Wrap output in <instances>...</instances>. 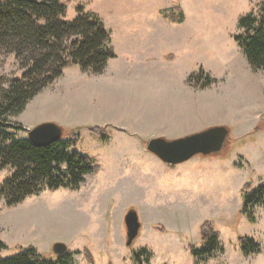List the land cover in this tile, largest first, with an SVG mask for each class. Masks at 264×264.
Returning <instances> with one entry per match:
<instances>
[{
	"label": "crops",
	"instance_id": "obj_1",
	"mask_svg": "<svg viewBox=\"0 0 264 264\" xmlns=\"http://www.w3.org/2000/svg\"><path fill=\"white\" fill-rule=\"evenodd\" d=\"M93 12L100 17V8ZM102 22L115 54L104 69L95 74L76 64L64 67L18 113L19 123L26 128L47 121L65 128L82 126L80 140L86 138L95 145L91 150L80 149L79 141L77 148L89 154L100 170L84 174L74 189H55L54 199L65 200L81 208L80 212L90 208L100 219V199L94 191L100 181L104 186L131 188L146 213L163 203L167 214L174 212L172 217L195 209L201 201L211 209V201H219L234 173L250 162H264V132L254 134L256 143L247 138L258 122L255 109L264 103V86L255 78L256 71L244 67L218 75L204 70L216 81L194 86L188 78L198 72L192 63L199 59L204 42L197 21L160 19L139 26L120 22L115 28ZM87 125L109 126L108 137L99 139ZM220 125L226 127L227 137L217 152L195 154L172 164L147 149L152 138L174 140ZM77 215L72 227L58 234L54 230L56 238L68 242L83 231L79 226L82 215ZM65 233L70 234L63 238ZM162 234L154 232V237ZM71 242L72 264H76L74 257L85 243L79 248L73 247L79 243ZM145 249L148 255L152 253L153 248Z\"/></svg>",
	"mask_w": 264,
	"mask_h": 264
},
{
	"label": "rangeland",
	"instance_id": "obj_2",
	"mask_svg": "<svg viewBox=\"0 0 264 264\" xmlns=\"http://www.w3.org/2000/svg\"><path fill=\"white\" fill-rule=\"evenodd\" d=\"M259 1L70 0L66 4L63 18L65 21H71L76 16V6L81 4L85 11L100 8V18L104 19L107 27L115 28L120 22L128 26L135 24L139 26L149 20L167 19L164 14L170 11L172 5H179L183 18L186 17L199 23L200 35L204 41L199 59H195L192 63L194 70L198 71L201 68L203 72L204 70L213 71L218 75H223L227 70L230 73L232 69L251 68L241 48L235 42L234 36L243 32V29L238 26L241 16L247 13L257 16ZM72 65L74 64L66 67ZM253 70L256 71L255 78L264 86V81L261 80V78L264 80V70ZM22 72L23 69L13 53L0 55V89L7 88L9 80L20 76ZM210 78L216 81L214 77ZM188 81L194 86L203 87L201 81H196L193 77H189ZM255 113L259 118L254 128H258L256 130L253 128L247 136V138H252V141L256 132H264V103L258 110L255 109ZM7 119L10 122L19 123L18 113L8 114ZM87 126L84 127L87 129ZM77 127L82 128V126ZM24 128L25 130L13 129L16 136H26L27 130L31 127ZM251 134L254 136L251 137ZM80 141V149L91 150L95 147L86 138ZM240 169L233 174L230 184L223 188L219 201H211V209L207 208L208 203L203 206L204 203L201 201V204L195 205V209L186 210L183 214L177 212L173 217L174 212L167 214L163 209L166 206L165 203L151 210L149 208V212L146 213L145 207L141 208L131 188L104 186L100 181L94 188L97 194L96 199H100V208L97 211L100 219L89 207H85V210L89 208L88 211L80 212L81 208L71 206V204L69 206L65 200L54 199L55 195L52 191L55 189L44 188L35 196L24 198L21 201L22 204L19 202L20 205L17 204L14 207L6 205L0 198V240L6 245V248L0 251V256L12 255L15 252V246L28 245L34 246L39 253L53 255V242L62 241L61 238H56V234L62 233L64 227H72V221L80 215L77 213H81L79 226L83 231H77L76 234L70 236L68 242L62 241L67 245V249L71 248V241L79 243L78 246L73 244V247L79 248H81V243H85L80 253L74 257L76 264H264V205H254L246 213L239 211L246 193L242 186L250 181L253 189L264 179V162H250L246 168L241 167ZM11 171L9 166L0 168V183ZM60 188L70 189L69 187L57 189ZM58 198H65V196H58ZM71 198L76 200L75 197ZM30 199H39L41 202L34 204L28 201ZM129 208L136 210L140 229L132 244L126 245L124 214ZM205 220L210 221L218 233L220 250L212 256L199 260L193 256L189 245L193 248L203 246L200 225ZM54 230L56 234L53 233ZM154 232L165 234L154 237ZM66 234L62 237L65 238L64 236L70 233ZM238 236L252 238L260 245V251L251 254L243 253L238 243ZM150 241L153 242V250L148 246ZM145 246L150 248L152 253L147 254V262L144 261L146 254H143L141 256L143 262L137 263L134 260V253L140 251L141 248L145 249ZM84 248H87L91 254V262L84 258L82 254Z\"/></svg>",
	"mask_w": 264,
	"mask_h": 264
},
{
	"label": "trees",
	"instance_id": "obj_3",
	"mask_svg": "<svg viewBox=\"0 0 264 264\" xmlns=\"http://www.w3.org/2000/svg\"><path fill=\"white\" fill-rule=\"evenodd\" d=\"M69 1L0 0V55L13 53L23 69L20 76L9 80L7 88L0 89V168L9 166L12 170L0 183V198L8 206L44 188H76L84 180V174L100 169L89 154L77 148L81 127H60L59 139L36 146L27 136H16L13 129L25 128L7 119L8 114L22 111L26 102L58 77L64 67L77 64L84 70L99 73L106 61L115 56L108 45L110 33L97 13L85 11L78 4L76 16L71 21L64 20ZM171 7L164 16L172 22L181 21L180 6ZM257 11V16L247 13L239 18L238 26L243 32L234 36V40L251 68L264 70V0L259 1ZM190 77L201 81L202 86L214 81L201 68ZM108 127L87 126V129L105 140ZM242 188L246 193L240 212L246 213L257 204L264 205V179L253 189L250 181ZM200 236L201 248L189 245L194 257L203 260L220 250L219 235L210 221L201 223ZM238 243L245 254L260 251V245L247 236H238ZM4 248L6 245L0 240V251ZM14 249L12 255L0 256V264H72L69 249L58 255L39 253L32 245ZM82 254L91 262L87 248ZM143 254L147 262L148 251L144 248L134 253V260L143 262Z\"/></svg>",
	"mask_w": 264,
	"mask_h": 264
},
{
	"label": "water",
	"instance_id": "obj_4",
	"mask_svg": "<svg viewBox=\"0 0 264 264\" xmlns=\"http://www.w3.org/2000/svg\"><path fill=\"white\" fill-rule=\"evenodd\" d=\"M62 135V130L54 122H41L27 130V138L36 146H44L56 141ZM227 137L225 126H212L203 131L174 140L161 137L152 138L147 143V149L168 163H178L195 154H208L219 151ZM126 239L125 244L131 245L139 233L140 221L134 208H129L124 214ZM67 250L62 241L52 244V252L56 255Z\"/></svg>",
	"mask_w": 264,
	"mask_h": 264
}]
</instances>
